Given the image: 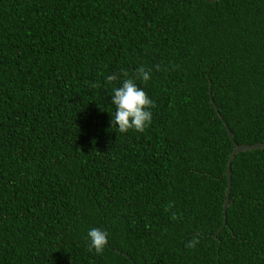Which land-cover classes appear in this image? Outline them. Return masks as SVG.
I'll return each mask as SVG.
<instances>
[{"label": "trees", "instance_id": "trees-1", "mask_svg": "<svg viewBox=\"0 0 264 264\" xmlns=\"http://www.w3.org/2000/svg\"><path fill=\"white\" fill-rule=\"evenodd\" d=\"M124 78L153 101L143 131L109 123ZM211 99L264 141V0H0V264H264V148L231 160L221 227Z\"/></svg>", "mask_w": 264, "mask_h": 264}, {"label": "clouds", "instance_id": "clouds-1", "mask_svg": "<svg viewBox=\"0 0 264 264\" xmlns=\"http://www.w3.org/2000/svg\"><path fill=\"white\" fill-rule=\"evenodd\" d=\"M137 79L147 81L149 71L143 66L137 68ZM111 80V75L105 77ZM110 103L112 105L110 116V125L121 133L134 129L143 131L151 121L150 106L152 99L146 94L144 88L139 87L134 78H124L120 81L118 87L111 89ZM89 250L100 253L108 238L106 230L100 227H91L86 231ZM197 239L193 238L185 242V247L192 248L196 245Z\"/></svg>", "mask_w": 264, "mask_h": 264}, {"label": "water", "instance_id": "water-1", "mask_svg": "<svg viewBox=\"0 0 264 264\" xmlns=\"http://www.w3.org/2000/svg\"><path fill=\"white\" fill-rule=\"evenodd\" d=\"M206 1H216V0H206ZM210 101L212 102V105L214 106L218 117L222 120V123L225 127V130H226V132H227V134H228V136L232 142V145H233L232 150L228 154L226 164H225V170H224V173L226 175V186H225L224 197H223V201H222V213H223L222 225H221V227H222L225 223V211H226V206L228 205V196H229V189H230V163H231V160L233 159L234 155L240 151L264 148V141H259V142L250 143V144H238V143H236L232 137V132L228 128L227 123L223 120L222 115L218 111V108L213 103L212 99ZM122 254L127 256V254L124 252H122Z\"/></svg>", "mask_w": 264, "mask_h": 264}]
</instances>
